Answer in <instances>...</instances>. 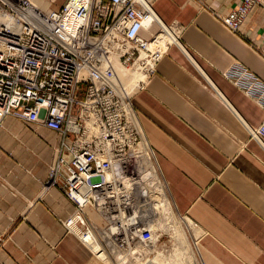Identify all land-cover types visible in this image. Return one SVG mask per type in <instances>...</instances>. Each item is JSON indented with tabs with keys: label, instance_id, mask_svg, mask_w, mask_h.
<instances>
[{
	"label": "crops",
	"instance_id": "1",
	"mask_svg": "<svg viewBox=\"0 0 264 264\" xmlns=\"http://www.w3.org/2000/svg\"><path fill=\"white\" fill-rule=\"evenodd\" d=\"M66 1L32 0L44 9ZM147 1L161 21L181 25L185 49L169 45L131 95L166 195L195 226L202 264H264V148L246 128L261 122L264 109L224 75L239 63L264 82V3L233 32L217 16L239 0ZM58 140L37 121L3 119L0 264L116 263L81 240L83 224L65 225L76 206L47 181ZM83 216L96 229L94 220H102L90 207Z\"/></svg>",
	"mask_w": 264,
	"mask_h": 264
},
{
	"label": "built area",
	"instance_id": "2",
	"mask_svg": "<svg viewBox=\"0 0 264 264\" xmlns=\"http://www.w3.org/2000/svg\"><path fill=\"white\" fill-rule=\"evenodd\" d=\"M263 3L239 0L217 18L238 32ZM152 26L149 37L142 35ZM180 31V24L161 21L147 0H67L58 9L40 8L32 0H0V126L11 115L59 135L47 181L59 184L76 206L65 225L83 224L82 241L88 233L97 236L83 216L92 208L103 221L102 241L124 258L142 257L139 246L158 240L149 215L168 198L131 95L155 72L169 45L184 49ZM132 73L138 76L128 84L124 79ZM224 75L264 109L262 80L239 63ZM246 128L264 148V118Z\"/></svg>",
	"mask_w": 264,
	"mask_h": 264
},
{
	"label": "rangeland",
	"instance_id": "3",
	"mask_svg": "<svg viewBox=\"0 0 264 264\" xmlns=\"http://www.w3.org/2000/svg\"><path fill=\"white\" fill-rule=\"evenodd\" d=\"M84 87H85V84L80 85V91L76 94V97L78 99H81V97L83 96ZM76 111H77V108H76V106H74L72 108V112L75 113ZM167 202H169V204H170L172 214L169 215L168 212L166 214L167 208L165 210L159 211L158 215L154 216V217H156V219H154V217H153V220H155V226H157L159 222H164V223L166 222L165 223V225H166L167 224L166 219H168V216H169V217H171V219L173 221L177 220L179 223H181V226H182V229L184 230V235H185V238L187 241L182 242L183 239L182 240H181V238L179 239V237L174 235L170 229L163 230L161 228H156L157 229L156 233L159 234L158 240L155 243H153L151 248L146 247V250H144V255L142 258L139 256H136V255H130V256L127 255L126 258H123V259H122V257L120 258L119 257V251H116V252L112 251L110 249V247H108L106 245V243H104V241H102L103 237L101 235H99L98 229H100L99 226L101 224L103 226L102 220H100V219L98 221L94 220V222L96 223V225L98 227L96 229L98 237L97 236L96 237H97V239H99L98 241H100L99 244H100L102 250L103 251L105 250L106 255L108 257L112 258V263L113 262H116L115 264H141L142 262L148 263L154 257V255L159 252L160 255L165 259L163 261V264L165 262H166L165 264H185V263L186 264H202L199 253H197L196 254L197 256L195 255V257L192 258L191 260L188 259V255H190V253H191V251H193V249L195 251V248L197 247L196 242L199 243V235L197 236L198 232H197L195 226L192 224V222L187 221L185 219V217H183L178 212H176V210L172 207L169 199ZM185 244H187L186 245L187 249L184 248ZM90 245L93 247L92 243H90ZM189 247H191V248H189ZM94 249H97V248H94ZM105 251H104V253H105ZM111 252H113V253L111 254ZM114 254H115L117 260L113 258ZM123 255H125V254H123ZM195 259H196V261H195Z\"/></svg>",
	"mask_w": 264,
	"mask_h": 264
},
{
	"label": "bare ground",
	"instance_id": "4",
	"mask_svg": "<svg viewBox=\"0 0 264 264\" xmlns=\"http://www.w3.org/2000/svg\"><path fill=\"white\" fill-rule=\"evenodd\" d=\"M123 73H124V71H123ZM137 73H132V74H130L128 77H126L124 80L126 81V83H131L132 81H133V79H136L137 78ZM168 201V198H166V199H164V201H158L156 204H155V206L152 208V212H150V221H151V228L154 230V234L156 233V231L155 230H157L156 228H161V229H163V230H165V229H170L171 231H172V233L174 234V235H176V236H178L179 237V239L181 238V240H182V242L184 241V242H186L187 240H186V238H185V235H184V230L182 229V226H181V223H179L177 220H175V221H173L172 219H171V217H169L168 216V219H166V221H167V224L165 225V223L164 222H159L158 223V225L157 226H155V220H153V217L155 216V215H158V213H159V211H162V210H165L166 208V214H167V212L169 213V215H171L172 214V211H171V207H170V204H169V202H167ZM154 219H156V217H154ZM185 219L187 220V221H189V219L188 218H186L185 217ZM154 221V222H153ZM83 239V238H82ZM84 240V242H86V243H92V245H93V247L94 248H97V249H95L96 251H97V253H99V254H103V252H102V250H101V246H100V244H99V241L97 240V238H96V236H95V234L93 233V232H91V233H88V235L85 237V239H83ZM97 243V244H96ZM181 244V243H180ZM183 244V243H182ZM153 245V243L151 244V245H149V246H145V247H140L139 246V250H141L142 251V253H143V255H144V250H146V247H148V248H151V246ZM186 245L187 244H185V247L184 248H186ZM189 246V245H188ZM189 248H191V247H189ZM197 248V247H196ZM195 248V251H194V249H193V251H191V253H190V255H188V259H192V258H194L195 257V255L198 253V251H197V249ZM187 249V248H186ZM148 250V249H147ZM189 250V249H188ZM187 250V251H188ZM197 251V252H196ZM120 253V252H119ZM178 253V252H177ZM124 256L125 255H119V257L121 258L122 257V259L124 258ZM197 256V255H196ZM118 257V258H119ZM139 257H141V256H139ZM143 257V256H142ZM141 257V258H142ZM179 257V256H178ZM190 257V258H189ZM121 260V259H120ZM165 259L160 255V253L158 252L157 254H155L154 255V257L148 262V263H141V264H163V261H164ZM124 261V260H123ZM162 261V262H161ZM188 261V260H187ZM195 261H196V259H195ZM166 263V262H165ZM164 263V264H165ZM186 264V263H185Z\"/></svg>",
	"mask_w": 264,
	"mask_h": 264
}]
</instances>
